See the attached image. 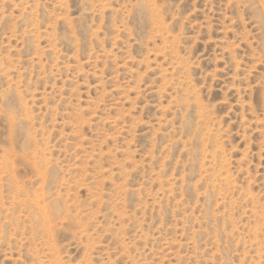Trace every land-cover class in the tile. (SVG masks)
Listing matches in <instances>:
<instances>
[{
  "label": "rangeland",
  "instance_id": "rangeland-1",
  "mask_svg": "<svg viewBox=\"0 0 264 264\" xmlns=\"http://www.w3.org/2000/svg\"><path fill=\"white\" fill-rule=\"evenodd\" d=\"M0 264H264V0H0Z\"/></svg>",
  "mask_w": 264,
  "mask_h": 264
},
{
  "label": "bare ground",
  "instance_id": "bare-ground-1",
  "mask_svg": "<svg viewBox=\"0 0 264 264\" xmlns=\"http://www.w3.org/2000/svg\"><path fill=\"white\" fill-rule=\"evenodd\" d=\"M6 161V160H5Z\"/></svg>",
  "mask_w": 264,
  "mask_h": 264
}]
</instances>
